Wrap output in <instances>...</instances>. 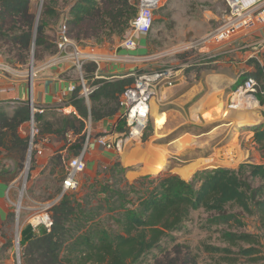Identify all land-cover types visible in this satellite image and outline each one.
<instances>
[{
    "label": "trees",
    "instance_id": "16d2710c",
    "mask_svg": "<svg viewBox=\"0 0 264 264\" xmlns=\"http://www.w3.org/2000/svg\"><path fill=\"white\" fill-rule=\"evenodd\" d=\"M29 2L0 0V42L6 41L15 47V56L22 61L28 58L33 42L35 55L45 43L46 19L59 17L54 8L44 4L35 30L36 19ZM136 6L131 0H75L62 15L67 35L72 39L71 32L76 28L83 29V26L85 30H91V35L98 36L101 30L110 36L122 35L136 15ZM252 62L255 71L243 74L233 90L247 78H254L259 87L256 98L264 104V65L256 59ZM95 68L90 62L83 65L82 71L91 72ZM133 82L132 76L96 79L94 84L97 86L88 103L78 97L77 88L68 100L73 107L71 114L58 115L56 119L48 112L33 114L38 136L53 134L65 143L60 149L67 145L72 157L79 155L86 137V120L98 121L116 114L120 94ZM30 117L31 110L26 103L19 104L11 113L0 106V153L4 152L15 163L17 171L23 165L29 147V139L19 134V127ZM250 129L254 141L264 146V124ZM69 133L73 141H68ZM34 155L31 154V161H34ZM59 155L62 154L57 153L55 157ZM187 178L176 174L155 178L147 174L126 184L135 198H129L130 192L120 189V206L114 208L118 211L112 216L116 230L102 226L100 213L86 207L89 201L85 203L75 194L64 193L49 209L52 221L49 230L44 227L36 231L22 230V264H179L177 258L170 257L162 248L164 241L173 242L193 212L215 213L218 219L226 222L237 218V214H226L228 209L234 208L241 214L256 217L257 234L227 232L222 239L229 246H206L205 250L221 254L215 264H264V255L258 247L260 239L264 241V163L244 161L236 167H211L197 171L191 179L185 180ZM39 183L35 186L42 182ZM99 192L105 193V190ZM240 242L247 246H238ZM234 246H238L237 251L231 249ZM153 250L164 254L161 257L154 254L153 260H147ZM188 262L196 264V257L188 254Z\"/></svg>",
    "mask_w": 264,
    "mask_h": 264
},
{
    "label": "rangeland",
    "instance_id": "374dc122",
    "mask_svg": "<svg viewBox=\"0 0 264 264\" xmlns=\"http://www.w3.org/2000/svg\"><path fill=\"white\" fill-rule=\"evenodd\" d=\"M74 1L43 0L39 18L41 17L44 4H48L49 7L54 8L61 18L63 14L68 12ZM131 2L136 6L138 0H131ZM39 6L40 0H30V11L34 14L35 19L39 11ZM227 13L228 6L225 0H162L160 7L154 13L155 20L151 32L140 40V42L145 43V49L140 52H137V50L132 51L133 53L125 52L121 49L120 43L126 30L122 35L111 36L105 34V30H101L97 36L91 35V30L88 27L85 30L84 28L86 27L83 26V29L76 28L71 32V36L81 50L85 52L110 54L111 52L120 50V56L123 58L121 63L128 68H132L129 73L139 75L170 69L177 72L174 77L175 81L180 70L185 72L188 69L194 68L193 66L195 64L206 63L203 68H206V70L211 69L213 66L211 62L214 59H218V51L220 53L225 52L226 55L233 53L234 50L231 45L224 46L221 50L214 48L212 51L211 49L214 46L205 48L202 44L196 43L197 40L206 38L210 32L223 24ZM59 17L57 19H46V41L38 48L36 55L34 54V47L32 46L33 49L30 50L28 58L22 61L15 56L17 54V50L13 49L15 47H12L6 41H2L0 42V61L6 63L11 69L25 70L26 72L30 70V67L34 69L33 67L37 66V62L45 61L55 51ZM75 35L79 38H76ZM258 38L259 36L253 37L250 42L255 44ZM252 47L248 46L242 48V50L256 52L255 54L261 57V54L264 53L262 44H255V48ZM129 55H132V57L135 56L138 59H128ZM234 91L232 90L230 92V97ZM230 97H228V100ZM221 102H219V108L217 107L218 117L211 120H217L213 122L214 125L219 123L227 124L228 122L226 121L228 119L219 122L221 110H228L233 114L235 113L238 115V118H232V125L220 126L217 131H213L210 137H204L206 138L204 141L202 139L199 141L191 134H185V137L178 139L176 142V145L179 147L187 146L182 152L176 150L174 145H169L168 150H166V146H158L162 141L154 139L157 135L152 137L153 130L150 118L145 131L146 138L136 145H127L126 150L124 149L120 158L114 157L112 161H105V163L101 161V157L96 158V165L90 169L87 160L91 157L87 155L89 152L87 151L84 156L86 163L85 170L77 176L79 186L75 192L67 191V193L75 194L76 198H81L85 203L89 201L90 203L86 207L90 209L95 208L100 213L102 226L105 229L116 230L117 227L114 224L112 216H115L118 211L117 209L114 210V208L120 206V189L130 192L128 186L125 185L132 183L140 176L147 174L154 176L159 171H162L161 176L176 174L178 176H185L186 178L189 177L187 178L189 180L197 171L203 170V168L199 167H202L207 161L198 159L190 164L186 165V163L198 157L200 154L203 155L210 152H214V157H211L214 158L213 162L220 163V166L236 167L238 163L244 161L253 163L262 162L264 159V146L254 142V133L250 128L264 120L262 117L263 113L261 114L263 110L257 104L252 105L250 107L251 109H229L226 99ZM67 112H69V109L61 108L59 111H49L48 114L56 119V116H65L64 114ZM230 115L222 118H231ZM197 118L194 117L193 120L189 118L188 122L192 123H188L185 126L189 129L190 133L196 134L200 132L199 126L203 121ZM242 119L245 120L243 121ZM86 121V127L84 129L85 135L89 126V119ZM91 124V128L94 127L93 121H91ZM211 126H207L206 129H203V126L202 129L207 130ZM178 131L180 129L174 132L173 135H176ZM196 140L198 141L196 142ZM151 146L162 149L163 151L157 152ZM133 147H138L139 151L142 150L143 152H146L148 148H152V150H155L153 152L154 156L152 155L150 161L148 160L149 163L147 165L143 161L133 162L131 159L126 160V156L133 152ZM55 156L52 157V160L54 159L52 162L53 169L33 179L31 178L30 171L34 163L29 159L27 164V155L23 165L16 171L19 172L17 185L10 189L8 194L12 201V219L10 221L11 224L5 230L8 238L5 243V248L0 254L2 264H18L16 242L18 239L20 253L22 230L30 228L33 231L42 227L39 225L33 229L29 222L30 220L32 221V218L37 213L43 210L46 204L51 203L62 194V181L68 172V161L72 158V154L68 152L64 155ZM163 163L167 164L166 167L168 166V168L158 171L157 169L166 168ZM26 166H28V175L26 181H24ZM37 179H39L38 181L40 183L42 182L41 184L39 183L40 185L38 187L35 186L38 182ZM101 190H105V193L99 192ZM129 198H135L133 192L129 193ZM18 203H20V207L17 206ZM231 213L237 214V218L225 222L224 220L218 219V215L215 213H206L202 210L193 212L189 220L185 222L183 230L176 233L175 240L173 242L169 240L164 241L162 248L168 251L167 253H169L170 257L177 258L179 264H189L188 254L196 257V264L217 263V259L221 254L206 251V246H229L222 239V235L227 232H245L252 234H257L258 232L255 216L241 214L235 208L226 211V214ZM263 242L261 238L258 247L261 248L262 254L264 255ZM238 246L245 247L247 244L240 242ZM238 246L231 247V249L237 251ZM154 254H158L157 257H161L164 252L153 250L147 255L146 259L153 260ZM19 260L20 264H22L21 258Z\"/></svg>",
    "mask_w": 264,
    "mask_h": 264
},
{
    "label": "crops",
    "instance_id": "0c3cea01",
    "mask_svg": "<svg viewBox=\"0 0 264 264\" xmlns=\"http://www.w3.org/2000/svg\"><path fill=\"white\" fill-rule=\"evenodd\" d=\"M262 35H264V26L247 35L233 39L228 44L232 46V49L234 50L233 53L226 55L225 52H217V55H219L218 59H214L211 62L213 63L211 69L206 70V68H203L206 63L195 64L193 66L194 68L188 69L185 72H182L183 70H180L179 75L177 76L176 80L173 81V84L171 86L160 88L157 95L150 101L149 116L153 130L152 137L157 135V137L154 139L162 141V143H160V145L158 146H166V150H168L169 145H174L176 147V150L182 152L184 149H186L187 146L185 145L183 147H179L176 145V142L178 139L185 137V134H191L192 136H195L199 141L201 139L202 141H204L207 137L211 136L213 131H217L220 126H228L233 124L232 118H238V115H236L235 113L234 115L228 110H221L219 114L221 117H219V122L223 121L224 119H228L226 120L228 121L227 124L219 123L214 125L213 122L217 120H211L218 117L217 109L220 105L219 102H223L224 99H226V102H229V94L233 90V86L238 81V79L243 74L253 73L255 71L254 63L252 62V60L256 59V61H258L261 65H264V53H262L260 57L255 54L256 52H251L250 50H242V48H239V46L243 43H250V40H252L253 37ZM144 49L145 43L139 42L138 48H136L137 52L143 51ZM113 53H117L120 55V50L114 51ZM43 62L44 61L36 63L37 66L34 67L30 79L28 76V72H26L25 70L21 71L11 69L10 67L7 69H0L1 107L5 108L8 112L11 113L19 104L26 103L29 105V101H31L33 108H31L29 105L31 110L30 120L33 119V121L34 115H32V110L34 114L35 112H39L38 110H43L44 113H47L49 111H59L61 108H69L70 111L65 113L64 115H69L72 113L73 107L68 104L70 93L67 92L66 86L70 82H77L79 71L75 68H72L68 64H59L46 67L42 65ZM121 62L122 61L101 63L98 68L95 64L96 68L93 71H82V74L85 75L88 83H94L96 79H99L96 77L99 76H101V78H107L106 80L132 76L134 73H129L132 68L124 66V64ZM253 105L256 104L254 103ZM257 105H259L261 110H263L261 114H264V104H260L258 102ZM263 114L262 117L264 118ZM229 115L231 118H222ZM194 117H198V120L203 121L199 126L200 132L196 134L192 132L190 133L189 129L185 127L188 123H192L188 122L189 118L193 120ZM30 120L20 125L19 134L21 136L28 137L27 134L30 130ZM89 120L91 123L92 120ZM242 120L244 121L245 119ZM93 122L94 127L91 128V132L93 135L101 134L102 131L115 133L122 127V123L117 120V113ZM259 124H264V120ZM207 126L211 127L207 130H203L206 129ZM182 128L184 129L182 130ZM178 129H180V131H178L176 135H173V133ZM69 135L70 138L68 137ZM71 136L72 134L70 133L67 135L68 141H73V136ZM36 138L34 143H40L42 147V153L34 155V166L30 171L32 179L34 177H37L38 175L40 176L41 174L48 173L53 169L52 157L54 155H56L57 153L64 155L65 153L67 154L69 152L67 145L66 147L60 149L64 146L65 143L53 134L43 135L42 137L37 136ZM198 140H196V142ZM151 147L157 152L163 151L162 149H158L153 146ZM88 151L89 152L87 153V155H89L91 158L87 160V164L90 165L91 169L96 165V158L101 157V161L105 163V161H112L114 157L120 158L124 150L120 153L114 150H106L97 145L94 141H91ZM211 157H214V152L203 155L200 154L198 157L186 163V165L198 159L207 161L206 164L199 168L205 169L221 165L218 162H213L214 158ZM259 163H264V159ZM167 168L168 166L166 167V169ZM16 171L17 169L15 163L11 159L6 157V154L4 152H1L0 254L5 248V243L7 242L8 238L5 230L11 224L10 221L12 219V201L10 200L8 194L10 192V189L16 187L17 185L19 172ZM1 260L2 259L0 258V261Z\"/></svg>",
    "mask_w": 264,
    "mask_h": 264
},
{
    "label": "built area",
    "instance_id": "2783aa9c",
    "mask_svg": "<svg viewBox=\"0 0 264 264\" xmlns=\"http://www.w3.org/2000/svg\"><path fill=\"white\" fill-rule=\"evenodd\" d=\"M161 1L162 0H138L136 15L129 21V26L120 43L121 49L126 52H132L138 48L140 40L146 37L152 30L155 20L154 13L160 7ZM225 2L228 6V13L223 24L210 32L206 38L196 41L197 44H202L205 48L214 46L212 47L213 49H211L212 51L214 48L216 50H221L222 46L228 45L233 39L247 35L264 26V0H225ZM255 44H262L264 47V35L259 36ZM255 44L252 42L248 44L243 43L239 48L241 49L248 46H253L252 48H255ZM128 59L135 60L138 58L129 55ZM117 61H123V58L117 53L98 54L82 51L77 43L68 37L65 17L62 16L57 26L55 52L49 55L42 65L47 67L68 64L72 68L77 69L79 71L77 82H70L66 86V90L71 94L79 88L78 97L88 102L89 96L92 94L97 84L87 82L82 74L83 65L91 62L96 64L98 68L101 63ZM7 68H9V66L0 61V69ZM31 70L33 71V69ZM176 73V71L169 69L139 75L133 74L134 82L132 85L126 87L118 98L117 120L122 123V127L115 133L102 131L101 134L93 135L89 120V126L86 130L87 133L81 153L68 161V172L62 181V194L60 196L67 193V191L75 192L77 190L79 186L77 176L85 170L86 163L84 156L89 149L91 141H94L97 145L106 150H114L120 153L127 145L141 143L144 140L143 138L150 116V101L157 95L161 87L171 86L173 84ZM96 78L107 79L105 77L101 78V76ZM258 88V84L254 78H247L232 93L228 102V108L247 109L254 103L257 104L258 100L255 94ZM260 93L263 94V91H260ZM29 105L33 108L31 101H29ZM38 111L42 112L43 110ZM27 135L29 138L28 152L30 158L32 153L41 154L42 147L40 143H34L35 138L38 136V129L33 119L30 120V130ZM68 137L70 138V135ZM59 197L51 203L46 204L43 210L37 213L32 218V221L30 220L29 223L33 229L41 225L49 230L52 223L49 209ZM16 256L18 258V264H20L18 239L16 242Z\"/></svg>",
    "mask_w": 264,
    "mask_h": 264
},
{
    "label": "bare ground",
    "instance_id": "6f19581e",
    "mask_svg": "<svg viewBox=\"0 0 264 264\" xmlns=\"http://www.w3.org/2000/svg\"><path fill=\"white\" fill-rule=\"evenodd\" d=\"M41 1V0H40ZM252 104V103H251ZM254 107V106H253ZM251 109V108H250ZM204 149V148H203ZM155 150H152V148H148L147 150H146V152H143L142 150H140L139 151V149H138V147H136V148H134V150H133V152L131 153V154H128V156H126V160H132L133 162H135V161H143L146 165H147V163H149V161H150V158L152 157V155H153V152H154ZM155 155H157V154H155ZM160 155V154H159ZM154 156V155H153ZM162 156V155H161ZM156 158V157H155ZM157 159V158H156ZM149 160V161H148ZM164 164V163H163ZM165 166L164 167H166V165L167 164H164ZM164 169H166V168H160V169H157L158 171L159 170H164ZM156 170V171H157ZM159 172H161V171H159ZM158 172V173H159ZM18 207H20V203H18V205H17ZM19 209V208H18ZM18 238V237H17Z\"/></svg>",
    "mask_w": 264,
    "mask_h": 264
},
{
    "label": "water",
    "instance_id": "95a60500",
    "mask_svg": "<svg viewBox=\"0 0 264 264\" xmlns=\"http://www.w3.org/2000/svg\"><path fill=\"white\" fill-rule=\"evenodd\" d=\"M42 3H43V0L40 1L39 11H38V13H37V15H36V20H35V30H36V26H37V23H38V19H39V14H40V10H41V7H42ZM32 46L34 47V42H33ZM33 47H32V49H33ZM28 76H29V79H30L31 76H32V70H31V67H30V70H28ZM32 115H33V110H32ZM29 159H30V154H29V152H28V155H27V160H28V161H27V164H28V162H29ZM161 173H162V171L159 172V173H157V174L154 175L153 177L158 178L159 176H161ZM27 175H28V166H26V173H25L24 181H26ZM60 198H61V196L58 198V200H59ZM58 200H57V201H58ZM57 201H56V202H57ZM56 202H54L51 206H53Z\"/></svg>",
    "mask_w": 264,
    "mask_h": 264
}]
</instances>
